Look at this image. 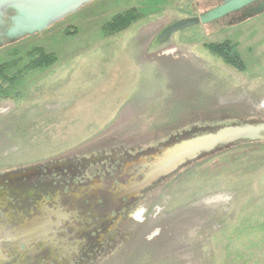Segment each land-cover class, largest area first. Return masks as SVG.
Segmentation results:
<instances>
[{
  "label": "rangeland",
  "instance_id": "rangeland-1",
  "mask_svg": "<svg viewBox=\"0 0 264 264\" xmlns=\"http://www.w3.org/2000/svg\"><path fill=\"white\" fill-rule=\"evenodd\" d=\"M213 3L98 0L42 34L1 48L0 65L17 62L7 75L21 72V80L13 95L0 97V188L21 178L36 186L73 179L77 188L100 170V183L110 190L119 185L118 168L151 161L168 144L264 123V15L233 28L187 29L152 49L164 27ZM133 9L142 16L138 22L104 36L113 17ZM226 41L236 46L244 72L204 47ZM35 49L57 62L24 71ZM85 171L89 182L79 177ZM111 216L117 220L104 232H86L92 222L78 223L76 234L60 226L79 244L67 264H264V143L206 155Z\"/></svg>",
  "mask_w": 264,
  "mask_h": 264
},
{
  "label": "flooded vegetation",
  "instance_id": "flooded-vegetation-1",
  "mask_svg": "<svg viewBox=\"0 0 264 264\" xmlns=\"http://www.w3.org/2000/svg\"><path fill=\"white\" fill-rule=\"evenodd\" d=\"M239 17L240 15H235L227 20L229 24H235ZM133 166L135 165L130 164L118 168L116 180L119 185H112L110 190L103 189L100 170L94 172L92 181L88 178L87 171L81 173L79 177L90 182L87 186L77 188L74 187L73 179L64 182L65 185L58 182V186L54 181L43 184L44 186H40L38 182L36 186L26 184L28 182L25 183L22 178L16 182L7 179L0 188V264L69 263L77 252L73 251L77 249L74 246L79 244L72 242L74 235L67 234L60 226H65L76 234L79 231L78 223L88 226L92 222L94 224L86 232L99 229L104 232L106 225L117 220L112 218L113 213L119 215L123 208L135 205L137 199L117 196L118 187L124 184L122 181L126 180L124 185L129 184ZM9 184L15 186L11 187ZM82 184L83 182H79V185ZM75 189L78 194L73 195ZM65 190L71 193L70 197L64 196ZM125 193L133 194V191ZM72 207L76 210L75 213L70 212ZM97 233L98 238H103ZM41 254L45 256L36 260Z\"/></svg>",
  "mask_w": 264,
  "mask_h": 264
},
{
  "label": "water",
  "instance_id": "water-1",
  "mask_svg": "<svg viewBox=\"0 0 264 264\" xmlns=\"http://www.w3.org/2000/svg\"><path fill=\"white\" fill-rule=\"evenodd\" d=\"M95 1L98 0H0V49L50 30ZM235 15H240L236 23L263 16L264 0H219L216 7L201 12L197 17L178 20L164 27L154 38L152 49L172 44L175 34L181 31L198 26L207 27ZM240 142L264 143V123L226 126L168 144L161 151L151 154V161L143 157L133 166L129 184L119 186L117 196L139 199L160 180L186 165ZM141 176L142 179L138 181ZM133 189L137 191L125 193Z\"/></svg>",
  "mask_w": 264,
  "mask_h": 264
},
{
  "label": "trees",
  "instance_id": "trees-1",
  "mask_svg": "<svg viewBox=\"0 0 264 264\" xmlns=\"http://www.w3.org/2000/svg\"><path fill=\"white\" fill-rule=\"evenodd\" d=\"M219 4V0H214V3L210 8H205L204 11L213 9ZM203 11V12H204ZM142 16L138 13L137 10H129L124 13L118 14L112 18L102 29L105 37H112L119 33H122L128 30L134 23L138 22ZM227 19L218 21L214 24H211L207 27H218V28H233L240 26L243 23H235L233 25H224ZM246 23V22H245ZM206 50L214 57L223 61V63L238 72H244L246 70V65L243 62L241 56L237 52V48L231 42L226 41L220 44H206L204 46ZM34 59L24 68V71L28 70H37V69H48L52 67L56 62L57 58L53 54H46L41 49H35L32 51L29 56H35ZM17 66V62L5 63L0 65V97L8 98L10 95H13L17 89L21 80V72L16 74L13 77H9L7 73L13 67ZM5 84H7L5 86ZM250 142H240V144H246Z\"/></svg>",
  "mask_w": 264,
  "mask_h": 264
},
{
  "label": "bare ground",
  "instance_id": "bare-ground-1",
  "mask_svg": "<svg viewBox=\"0 0 264 264\" xmlns=\"http://www.w3.org/2000/svg\"><path fill=\"white\" fill-rule=\"evenodd\" d=\"M153 172H155L154 169H153ZM150 174H151V173H150ZM152 176H153V175H152ZM152 176H151V177H152ZM132 191H133V193H134V192H136L137 190H134V189H133V190H130V192H132Z\"/></svg>",
  "mask_w": 264,
  "mask_h": 264
}]
</instances>
